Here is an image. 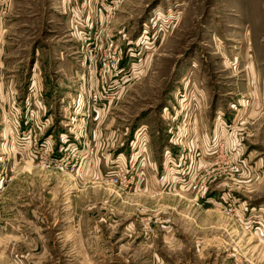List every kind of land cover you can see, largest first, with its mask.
Masks as SVG:
<instances>
[{
  "label": "rangeland",
  "instance_id": "1",
  "mask_svg": "<svg viewBox=\"0 0 264 264\" xmlns=\"http://www.w3.org/2000/svg\"><path fill=\"white\" fill-rule=\"evenodd\" d=\"M0 264H264V0H0Z\"/></svg>",
  "mask_w": 264,
  "mask_h": 264
},
{
  "label": "built area",
  "instance_id": "2",
  "mask_svg": "<svg viewBox=\"0 0 264 264\" xmlns=\"http://www.w3.org/2000/svg\"><path fill=\"white\" fill-rule=\"evenodd\" d=\"M235 168H237V166Z\"/></svg>",
  "mask_w": 264,
  "mask_h": 264
}]
</instances>
